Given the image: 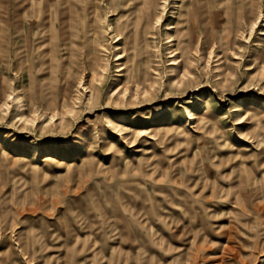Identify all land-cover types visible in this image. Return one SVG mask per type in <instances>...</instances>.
<instances>
[{"label": "rangeland", "instance_id": "1", "mask_svg": "<svg viewBox=\"0 0 264 264\" xmlns=\"http://www.w3.org/2000/svg\"><path fill=\"white\" fill-rule=\"evenodd\" d=\"M138 2L0 0V264H264V0H140L128 84Z\"/></svg>", "mask_w": 264, "mask_h": 264}, {"label": "bare ground", "instance_id": "2", "mask_svg": "<svg viewBox=\"0 0 264 264\" xmlns=\"http://www.w3.org/2000/svg\"><path fill=\"white\" fill-rule=\"evenodd\" d=\"M186 3H181V5L178 7L177 11L179 13V17H181L182 20H179V22L176 21V23H175V25H177L178 31L182 30V28H183L182 26H184V28H187V29H185L187 31V34L185 36L186 39H182L178 42L179 44L182 45V50L185 53H187L188 49H191L192 45L196 42L195 36H193V34H194L193 32L198 33V28H197L198 27V22H197L198 21V13L196 12V8H195L196 6L195 5L189 6L188 3L187 4ZM121 5H123V4H121ZM123 7H124V9H126L127 4H124ZM136 7H138V8H137V10H135L133 12L134 15L132 16V19L130 22L131 25L129 27L130 30L128 31V33L124 34L121 37V34H120L121 30L123 28H126V26H124V27H118L117 26L116 32L114 33L115 34L114 42H119L120 40L122 41L121 43L119 42L121 44L120 45L121 46V48H120L121 52L116 54L115 60H119L121 62V64H119V66L120 65H122V66H120L119 70L122 71L124 69L123 71H124L125 77H124L123 82L128 83V84H130V83L142 84V83H144V81H146L147 66H149L150 56H151L150 49H149V42H151V41H150L149 36H148L149 35V30L147 29L148 26L145 23L148 22L147 19L149 18V13L154 12L155 9L152 7L149 8V6L146 5V2L143 3V2H140V0L135 5V8ZM189 8H191L190 11H189ZM124 11H126V10H124ZM162 14L166 15V13L164 11ZM180 25L182 28L179 29ZM166 29L169 30V29H171V27L166 28ZM130 35H131V38L129 39ZM93 44H95V42ZM180 54H181V51H180ZM169 64H172V62H170ZM143 67H145V68H143ZM68 88H69V85L65 84L64 90L67 91ZM127 88H128V86H126V88L121 93L122 101L125 103L128 101V98L130 96H132L130 94L129 97L128 96L126 97V89ZM145 90L146 89L144 88L143 91H145ZM136 92L137 91H135V93Z\"/></svg>", "mask_w": 264, "mask_h": 264}, {"label": "crops", "instance_id": "3", "mask_svg": "<svg viewBox=\"0 0 264 264\" xmlns=\"http://www.w3.org/2000/svg\"><path fill=\"white\" fill-rule=\"evenodd\" d=\"M122 2H123V1H121V4H123ZM121 4H120V5H121ZM122 10L124 11V7L122 8ZM49 12H50V11H49ZM50 14H51V15H50ZM49 16H50V18H51V20H52V19H53V15H52L51 12L49 13ZM48 19H49V18H48ZM47 24H48L49 26H48ZM43 27H45V28L48 29L50 32H52V29H51V26H50V23H49V22L44 23ZM45 32H47V30H46ZM50 41H53V40H50ZM51 43L53 44V42H49V44H51ZM50 51H51V53H54V49H53V48H51ZM55 61H56V60H55ZM51 62H52V61H51ZM62 63H63V62H61V60H60V63H59L58 65H60V64H62ZM48 67H49V66H48ZM50 67H52V66H50ZM186 249H187V248H186ZM184 250H185V249H184ZM187 251H191V248H188V249L186 250V252H187Z\"/></svg>", "mask_w": 264, "mask_h": 264}]
</instances>
